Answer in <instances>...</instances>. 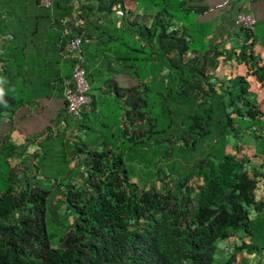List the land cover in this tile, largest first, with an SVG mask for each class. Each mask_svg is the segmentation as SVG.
<instances>
[{"label":"trees","instance_id":"16d2710c","mask_svg":"<svg viewBox=\"0 0 264 264\" xmlns=\"http://www.w3.org/2000/svg\"><path fill=\"white\" fill-rule=\"evenodd\" d=\"M34 2L37 4V0ZM149 5L156 12L148 25H139V31L149 42L151 78L148 83L141 82L129 67L134 85L108 87L119 109L123 104L121 114L125 121L118 125L120 140L111 143L104 139L97 143L99 150H82L77 146L69 149V154H86L78 187L62 178L45 188L28 182L17 188L10 181L11 172L6 173L0 180V264H234V251L222 261L214 260L216 244L237 231L249 234L257 222L249 219V209L259 212L263 203L254 199L255 176L243 170L239 160L223 153L222 145L226 131L234 130L231 113L257 122L263 112L241 101L245 92L241 77L232 80L237 83V92L232 96L227 90L226 100L223 94L205 87L206 75L195 54L202 45L198 37L205 31L192 30L180 21L186 13L206 12L208 6L189 4L186 0H162ZM50 7L53 12L57 10L70 17L66 0H52ZM109 8L108 4H96L98 11L107 12ZM77 9L76 22L69 19L68 33L52 36L59 50L74 35H79L82 48L80 22L87 21L86 14L92 8L86 3ZM48 15L50 24L58 23L56 17ZM238 29L243 32L244 41L237 55L251 58L247 49L250 43H245L251 33ZM10 34L8 43L14 37ZM8 43L2 46V74L10 57L5 50ZM66 54L71 66V57L67 51ZM252 73L258 80L263 79L264 63L253 67ZM5 90L0 96V119L8 114L7 106H19L22 100L13 91ZM149 94L162 97V113L167 116L163 126H158V117L152 113ZM236 101L246 105L244 111L233 105ZM89 106L94 107L91 93ZM61 113L65 114L64 108ZM78 116L88 115L82 110ZM166 130L172 132L166 135ZM154 135H162L160 140L172 144L169 156L183 157L195 152V145L211 143L197 158H189L192 161L181 191H159L153 186L138 188L129 178L122 158L124 150L141 144L152 146V142L158 141ZM178 140L180 144L176 146L174 142ZM94 144L97 145L95 141ZM163 153L164 149L160 156ZM73 173L68 168L62 175L68 178ZM54 193L59 194V203L65 210L60 221L51 209L52 204L49 209L46 207ZM68 215L70 220L66 219ZM241 248L247 252L262 249L243 242L236 247Z\"/></svg>","mask_w":264,"mask_h":264},{"label":"crops","instance_id":"0c3cea01","mask_svg":"<svg viewBox=\"0 0 264 264\" xmlns=\"http://www.w3.org/2000/svg\"><path fill=\"white\" fill-rule=\"evenodd\" d=\"M186 1L209 7L204 0ZM199 1L202 2L198 4ZM231 1L221 5L227 6L229 12L219 20L215 17L199 18L201 14L211 10L209 7L201 14H184L180 22L192 30L210 23L209 29L202 30L205 31L204 34L198 37L201 39V50L195 52L206 75L205 87L223 94L226 100L227 90L232 92V96L237 92V83L232 80L241 77L245 81L241 101L254 105L263 112L256 118L257 122L230 114L232 120L239 118L248 122V125L241 128L233 122L234 130H227L224 135L222 151L239 160L242 169L255 176L254 199L261 201L263 206L259 212L249 209V219L257 221L249 229V234L237 231L231 238L217 242V246H224V257L234 251V264H264V147L261 144L264 139V78L258 80L252 73L253 67L264 63V0H239L235 10L229 6ZM97 2L101 5L108 4L109 11L96 10ZM86 3L92 9L86 14L87 21L80 22L83 29L82 49L89 90L94 98V107L87 110V113L91 109L104 112V103L115 104L118 108L108 87L114 84L120 88L134 85V78L130 75L132 69L139 81L149 82L151 77L148 57L151 50L149 42L140 34L139 25H148L156 12L149 7L150 0L140 6L136 0H77L76 5L70 6V17L60 15L57 10L53 12V9L41 7L34 0H5L0 2V33L9 31L14 37L5 47L10 57L3 76L7 80L5 85L12 87L11 91L16 90L22 99L19 106L14 103L7 106V113H18L20 109L29 110L31 106L43 110L55 101L59 103L56 111L62 112L63 93L70 84V59L66 54V43L59 50L52 36L66 35L70 28L69 19H77V7ZM219 3L221 0L213 6ZM240 10L250 13L255 21L254 29L245 42L250 43L247 49H250L251 58L237 55L244 41V34L233 24V18ZM49 13L58 19V23L50 24ZM88 21L90 22L87 23ZM177 25L179 24L175 26ZM256 26H261L259 33L255 31ZM130 53L134 55L133 61L140 55L139 60L146 61L147 55L148 72L144 77L140 76L137 66L129 62L132 59L128 58ZM36 101L40 106L36 105ZM233 105L240 111L246 108V105L237 101ZM61 124L58 119L52 127ZM48 127L49 125L46 128ZM253 128L260 130L261 136H256ZM242 242L256 244L262 249L259 252L236 249Z\"/></svg>","mask_w":264,"mask_h":264},{"label":"rangeland","instance_id":"374dc122","mask_svg":"<svg viewBox=\"0 0 264 264\" xmlns=\"http://www.w3.org/2000/svg\"><path fill=\"white\" fill-rule=\"evenodd\" d=\"M147 1L136 0L138 6ZM161 1L151 0L150 3L160 4ZM170 1L172 3L175 2V0ZM217 1H203L207 2L211 10L201 14L199 17L201 20L212 17L219 20L222 16L228 14L227 6H213ZM200 2L202 1L197 3L199 4ZM238 2L239 0H232L229 6H232L233 10H235ZM209 26L210 23L203 24L197 30H206L209 29ZM255 31L259 33L261 26H256ZM132 56L134 57L133 53H130L128 58H132ZM139 58H141V55L139 57L136 56L135 61L132 58L129 62L135 64L140 76L144 77L145 73L148 72L147 55L145 56L146 61H140ZM5 82L3 74L0 73V87L11 93L12 87L8 88ZM13 93L14 96H20L16 90H13ZM147 99L153 101L151 110L158 117V126L165 125L167 116L165 113H162L164 110L162 97L160 95L149 94ZM35 103L40 106L38 101ZM104 106V112L92 109L93 112L90 110L87 113V110L90 108L88 106L84 110L88 115L86 117H72L57 112L59 103L56 101L50 103L49 107H45L43 110L36 109V106H31L29 110L20 109L18 113L6 114L0 120V180L5 178L7 172H11L10 181L17 188L23 187L26 182L32 186L45 188L53 183L56 184L55 181H59L62 178L78 187L83 179L82 169L86 154H69V149L77 146L82 150H99L101 146H98L97 143L103 142L104 139L106 142L111 143L120 140L118 125L120 122L125 121L121 114L123 104L120 109L115 104L111 105V103H104ZM118 118L121 121H118ZM58 119L61 121V125L64 124L63 120L67 121V123L62 127L61 125L52 127ZM233 122L239 124L241 128L248 125V122L239 118H234ZM48 125L49 127L46 128ZM158 126L155 129H158ZM171 132L172 130H166V135ZM153 137L158 140L154 141L157 144L152 142V146L141 144L139 147L124 150L122 158L124 165L129 171L130 180L138 188L145 189L153 186L159 191L167 189H180L181 191L180 185L187 176L190 161L197 158L200 152L204 153L208 148L207 146L211 143L203 141L201 145H195V152L187 153L183 156L185 158H183L181 154L169 156L168 153L172 144L160 140L162 135H154ZM10 140L15 142H10ZM94 141L97 145L94 144ZM174 143L177 146L180 144V141L178 140ZM83 144H87V146ZM261 144L264 147V139ZM162 149H164V153L163 156H160ZM190 157L192 160H189ZM68 168L73 169L75 173L65 178L62 174ZM60 188L64 189L63 186ZM1 189L0 187V191ZM46 207L47 209L51 207L58 221L63 219L65 210L63 204L59 203L58 193L53 194ZM66 219L70 220V215L66 216ZM223 251H225L224 246L218 247L216 244V249L213 253L215 261H222L224 258Z\"/></svg>","mask_w":264,"mask_h":264},{"label":"built area","instance_id":"2783aa9c","mask_svg":"<svg viewBox=\"0 0 264 264\" xmlns=\"http://www.w3.org/2000/svg\"><path fill=\"white\" fill-rule=\"evenodd\" d=\"M228 0H221L217 6H221ZM52 0H37V4L41 7L48 8L51 6ZM77 0H67L66 5L74 6ZM254 18L252 15L245 11H238L233 18V24L237 28H241L251 33L254 29ZM11 34L8 32L0 33V71L4 64L1 57L2 46L9 42ZM65 48L71 57L70 66V86H68L64 93V113L69 116H78L79 112L88 108L90 103L89 84L85 72V58L81 48V39L79 35H74L65 44ZM256 136H261L262 132L254 129Z\"/></svg>","mask_w":264,"mask_h":264},{"label":"clouds","instance_id":"9594fccd","mask_svg":"<svg viewBox=\"0 0 264 264\" xmlns=\"http://www.w3.org/2000/svg\"><path fill=\"white\" fill-rule=\"evenodd\" d=\"M0 96H3V89L0 88Z\"/></svg>","mask_w":264,"mask_h":264}]
</instances>
